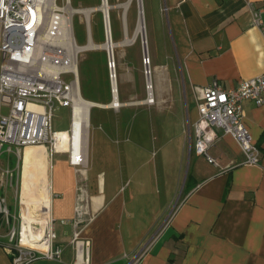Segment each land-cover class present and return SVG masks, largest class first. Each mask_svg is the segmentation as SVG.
<instances>
[{"label": "crops", "instance_id": "obj_1", "mask_svg": "<svg viewBox=\"0 0 264 264\" xmlns=\"http://www.w3.org/2000/svg\"><path fill=\"white\" fill-rule=\"evenodd\" d=\"M147 4L150 10L155 9L152 28L158 33L153 35L154 50L173 45L183 95L172 92V83L156 81L152 85L154 102L137 104L157 108L155 112L160 115L155 120L160 123L162 150L168 149L173 139L169 137L168 112L177 107L173 121L179 138L178 157L183 163L187 153L188 173L181 164L174 171L175 166L167 160L160 175L158 169L154 171L155 191L127 198L121 175L133 170L146 147L144 132L129 135L130 122L121 116L123 108L135 104L121 101L118 92L120 106L115 110L109 107L113 96L109 102L84 98L92 103L85 165L72 167L65 154L53 162L54 155L60 154L56 153L50 157L49 174L46 172L50 215L55 244L62 249L61 259H38L28 264H75L71 242L79 199L86 202L79 238L89 243V264H130L134 258H138L137 264H264V105L244 102V123L260 151L258 165L244 164L235 141L220 130L219 141L209 151L216 165L209 164L195 154L192 131L198 119L194 87L216 82L229 90L264 74V31L251 25L248 5L261 11L264 23V0H147ZM162 6L167 10L165 16ZM94 108L111 112L98 125L104 130L100 143H105V153L124 156L127 163L121 168L109 165L108 175L106 169L89 160ZM153 121V116L145 118L146 124ZM184 124L185 128L190 126L189 132ZM15 210L24 214L21 198ZM0 264H14L2 243Z\"/></svg>", "mask_w": 264, "mask_h": 264}, {"label": "built area", "instance_id": "obj_2", "mask_svg": "<svg viewBox=\"0 0 264 264\" xmlns=\"http://www.w3.org/2000/svg\"><path fill=\"white\" fill-rule=\"evenodd\" d=\"M0 0V156L14 155L22 158L26 147L49 146L51 155L56 154L57 134L52 130L55 108H69L72 113L78 87V57L82 47L76 44L72 19L79 14L69 0ZM102 4V0H101ZM250 7L251 25L264 31L261 11ZM90 18L94 11L89 8ZM103 14V13H102ZM84 17L88 39H91L90 18ZM103 14L105 39L106 20ZM113 69L109 62V71ZM72 79L67 81L64 76ZM145 75L150 76V72ZM112 77L110 76V82ZM198 119L192 126L194 152L209 164L216 161L209 155L211 148L219 141L217 130L230 136L244 156V164L255 166L260 163V151L252 143L244 119V102L251 101L256 106L264 105V74L241 81L234 89H223L216 82L207 87H194ZM80 93V92H79ZM113 96V89H112ZM7 114H2L3 109ZM70 125L67 133L71 129ZM188 132L190 126L187 127ZM72 167L84 166L82 155L74 158L71 151L65 153ZM5 200L0 199V213L9 212ZM86 202L79 199L73 221L72 246L75 250V264H89L88 241L79 238L86 215ZM48 211V209H46ZM12 219L15 217H11ZM21 225L9 231L10 245L5 247L12 255L14 264H28L38 259L60 260L62 249L55 244L54 219L49 218L44 225L40 248L23 241V217ZM65 224V221H61ZM41 221L32 222L33 231L41 228ZM14 243V244H13ZM13 244V245H12ZM138 258L130 264H137Z\"/></svg>", "mask_w": 264, "mask_h": 264}, {"label": "rangeland", "instance_id": "obj_3", "mask_svg": "<svg viewBox=\"0 0 264 264\" xmlns=\"http://www.w3.org/2000/svg\"><path fill=\"white\" fill-rule=\"evenodd\" d=\"M73 9H96L91 14L90 18V32L92 42L97 45H103L106 42L105 28L103 21V14L97 10L101 6V0H69ZM128 0H108L109 18L111 22L112 41L114 44H118L124 38L126 33L129 39H132L138 23V3L137 0H133L129 5L126 13L122 5L126 4ZM144 13L145 29L141 32L131 46L121 47L116 46L113 50L115 59V71L117 92L121 101H125L128 104H135L128 108L121 110V116L129 120L130 130L129 135H135L138 131H143L146 135V147L145 150L137 157L135 162L137 165L133 167V170L128 174L127 172L121 175V185L124 190V195L129 198L132 194H144L155 191V176L154 171L158 169L160 173L161 165L168 162L172 163L176 171L181 164L185 174L188 173L189 162L187 153L184 155L183 163L180 162L178 157V134L176 132V126L173 115L177 114L176 108L169 110L170 113V131L169 137L173 138L170 147L168 149L160 148L159 141V126L155 116L160 114L155 112L154 105H139L137 103L147 100L149 97V91L147 88L145 69L150 72V79L152 85L155 86L156 81L160 83H172L173 93L183 95L182 83L183 80L180 76V69L178 66L177 54L173 53V45L167 46V48L154 50L153 35L157 34V31H153V15L155 9L150 10L147 4V0H141ZM152 3H155L153 1ZM59 6L63 5V0H58ZM167 10L162 6V14L165 16ZM73 32L76 44L79 47H85L89 43L87 28L84 23L83 14H74L72 19ZM126 30V31H125ZM145 32V43L141 37V34ZM172 44V40H171ZM149 45V46H148ZM146 47L147 56L143 53V47ZM64 78L69 81L72 78L65 75ZM78 84L81 87L82 98L95 99L100 102H109L112 100V87L110 82L109 71V58L107 50L94 49L84 50L78 57ZM175 89L177 91L174 90ZM154 90V87H153ZM153 90L151 92L153 93ZM80 95V96H81ZM154 97V96H153ZM155 104V103H154ZM148 106L150 107H144ZM166 106V105H164ZM115 110V109H114ZM118 113L117 111H115ZM111 112H106L97 108H94L91 115V129L89 132V160L95 161L104 173L108 175L107 168L111 164H116L120 168L125 163L124 156L117 153L106 154L105 143L101 144L100 140H103L104 130L98 128L99 123L103 122L107 115ZM2 114H7V109L2 110ZM70 109L69 108H55L53 113L52 130L53 131H67L70 125ZM153 116L154 121L146 124L145 118ZM167 117V115H163ZM185 118V117H184ZM173 121V122H172ZM185 121V119H184ZM184 130H186V124H184ZM188 132V131H187ZM88 140V137H87ZM128 145V143H126ZM123 146V145H122ZM165 149V150H164ZM47 152L48 164L45 166H39L40 160H38L37 169L32 166H28L27 157L19 160L14 155L3 154L0 156V199L5 200V206L9 212V222H6V215L0 213V243L5 247L10 245L8 240L9 231L12 227L17 230L21 225L20 214L15 208H18L19 200L23 190L26 195L31 191L36 192V197H30L27 205L23 206V215L25 213L33 221H41V216L37 207L38 197L44 195L43 191V179L39 178L42 173L43 178L46 180V172L49 174L51 150L49 146L45 148ZM34 151V150H30ZM66 155V154H65ZM23 156V155H22ZM67 156V155H66ZM63 157L61 154L54 155L53 162ZM133 163V162H132ZM131 163V165H133ZM31 167L32 181L28 187L23 183V170L24 167ZM126 166V165H125ZM42 170H44L42 172ZM41 171V172H40ZM173 171V172H174ZM39 175V176H38ZM160 175V174H159ZM23 185V186H22ZM29 188V189H28ZM36 188V189H35ZM157 189V186H156ZM183 187L178 191V196L181 195ZM30 190V192H29ZM144 190V192H142ZM15 207V208H14ZM15 214V219L11 218V215ZM35 219V220H34ZM14 244V243H13ZM12 244V245H13Z\"/></svg>", "mask_w": 264, "mask_h": 264}, {"label": "bare ground", "instance_id": "obj_4", "mask_svg": "<svg viewBox=\"0 0 264 264\" xmlns=\"http://www.w3.org/2000/svg\"><path fill=\"white\" fill-rule=\"evenodd\" d=\"M103 7L101 8L102 10L106 11V9L108 10V18H109V8H108V0H106V5H105V0H103ZM133 0H128L126 4L122 5V8L124 9V13L128 10L129 5L131 4ZM98 10V9H97ZM94 11H96V9H94ZM90 10L87 9H79V13L83 14L85 17H87V19L90 18ZM106 32H107V43L105 42V44L103 45H97L94 44L92 42V40H89V43L87 44V46L82 47L81 50H94V49H105L107 50V52H110V49L112 50V58L110 59L111 63H113V69H112V89H113V101L110 104V108H114L117 109L119 108L120 104L117 100V78H116V65H115V59H114V48L116 46H121V47H126V46H131L133 44V42L136 40L137 36L143 32L144 29V15L143 13L139 12L138 13V23H137V27L135 30V34L133 36L132 39H129L128 35L126 33H124V38L121 42H119L118 44H114L112 41V31H111V22H110V18L108 19V21L106 20ZM126 31V30H125ZM145 33V32H144ZM143 33V35H144ZM111 40V42H110ZM145 40V36L144 39ZM147 56V55H146ZM111 57V56H110ZM147 88L149 91V97L147 99V103H153V97H152V84L151 81L147 82ZM76 99L73 105V109H72V113H71V131L70 133H67L66 131H62L60 133L57 134L56 138V144H55V149L57 151V153L60 154H65L69 151L72 152L73 157L77 158L79 156L82 155V159L84 162V165L86 163V133H87V128H88V117H89V110L90 107H92V103L83 99L80 96V93L78 91V87H76ZM36 150L35 153L34 151H30V150ZM27 157V162L29 163L28 166H35V169H37V164H38V160H40L39 162V166H45L48 164V160H47V152L45 150L44 147H36V146H32V147H26L24 149V153L22 156V162L23 159H25ZM31 167H24L23 170V183L25 187L30 186L31 181H32V171H31ZM44 170H42L43 172ZM41 172V171H40ZM42 175L44 176V174L42 173ZM40 175L39 178L43 179V193L44 195L42 197H38L37 199V207L36 210L39 211L40 216H41V228L38 231H33L31 228V223L33 222L25 213V215H23V228H22V237H23V241L32 240V242H28L30 245L40 248V245H38L37 243L39 242V240L41 239L42 236V232H43V228L45 223L47 222V219L49 218V211H50V199L48 197V192H47V180H45L43 178V176ZM39 176V175H38ZM23 186V185H22ZM29 189V188H28ZM36 189V188H35ZM30 192V190H29ZM36 197L37 198V194L36 192L31 191L29 194L26 195V192L23 190V192L21 193V201L23 206L28 204V200L30 197ZM31 197V198H32ZM48 203V204H47ZM26 207V206H25ZM46 209H48V211H46ZM35 220V219H34Z\"/></svg>", "mask_w": 264, "mask_h": 264}, {"label": "water", "instance_id": "obj_5", "mask_svg": "<svg viewBox=\"0 0 264 264\" xmlns=\"http://www.w3.org/2000/svg\"><path fill=\"white\" fill-rule=\"evenodd\" d=\"M103 2L104 1L102 0V4H101L100 7H98V10L101 11L107 17L108 16V10L106 9V11H104V10L101 9L103 7ZM137 3H138L139 12L143 13L142 1L141 0H137ZM105 5H106V0H105ZM144 36H145V33H144V35L141 34L142 39H144ZM110 42H111V40H110ZM106 43H107V40H106ZM143 53H144V55H148L147 52H146V47H143ZM108 58H109L110 66L112 67L113 66V63H111V61H110V59L112 58V50L111 49H110V52L108 53ZM111 72H112V69L110 71V76L112 77ZM146 72H148L147 69H146ZM146 82H150V76H147L146 77ZM111 87H112V84H111Z\"/></svg>", "mask_w": 264, "mask_h": 264}]
</instances>
